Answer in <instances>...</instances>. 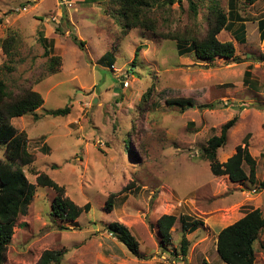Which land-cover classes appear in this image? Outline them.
<instances>
[{"label": "rangeland", "instance_id": "1", "mask_svg": "<svg viewBox=\"0 0 264 264\" xmlns=\"http://www.w3.org/2000/svg\"><path fill=\"white\" fill-rule=\"evenodd\" d=\"M73 1L0 0V78L14 96L33 90L44 99L34 112L11 120L27 133L35 158L22 170L36 188L27 213L14 226L3 264H37L46 249L63 251L58 264H226L216 252L218 232L254 208L264 217L259 186L264 178V42L257 27L264 19V0H234L233 7L230 0H157L151 8L154 30L127 33L118 8L108 0L69 7ZM189 1L196 5L195 14ZM215 3L242 17L244 30H237L240 22L230 14L231 32L217 35L221 42H232L234 58L198 60L186 51L188 44L165 38L203 33ZM71 33L84 41L82 48ZM41 36L60 57L54 72ZM123 76L127 88L120 84ZM176 98L213 108L180 111L167 104ZM65 106L70 107L65 116L48 113ZM235 114L238 119L217 159L226 161L246 140L255 161L253 183L213 175L202 157L207 139L219 135ZM243 168L248 173L246 163ZM38 173L61 186L63 197L89 205L88 211L73 221L51 216L55 191L37 185ZM162 214L202 221L186 233L185 257L179 251L180 223L171 228V241L161 243L156 222ZM115 222L137 241V256L108 229ZM254 246L263 252L264 264V228Z\"/></svg>", "mask_w": 264, "mask_h": 264}, {"label": "trees", "instance_id": "2", "mask_svg": "<svg viewBox=\"0 0 264 264\" xmlns=\"http://www.w3.org/2000/svg\"><path fill=\"white\" fill-rule=\"evenodd\" d=\"M94 0H92L93 2ZM118 8L123 20L122 29L127 33L130 29L140 28L144 30H154L153 14L151 8L157 3V0H108ZM169 4L175 0H163ZM180 1V0H176ZM247 3H253L256 0H245ZM87 3L88 0H83ZM231 6L234 1L230 0ZM196 5L189 1V8L195 14ZM235 10L226 13L216 3L210 5L207 15V28L199 33H183L181 36L170 35L165 37L170 40H177L188 44L186 51H191L194 58L198 60L212 61L216 57L234 58L235 48L232 42H221L217 35L221 30H229L232 26ZM237 14V13H236ZM239 19V16H237ZM258 30L260 39H264V21H258ZM242 31V24L240 25ZM188 36L189 38L184 37ZM71 39L79 47L84 46V41L78 39L74 33L70 34ZM44 45V55L48 57L49 70L55 71L56 66L60 64V57L51 53V42L40 37ZM5 52L10 51L9 41L3 44ZM139 46L134 52V60L138 55ZM185 52V48L182 47ZM248 74V72H245ZM150 89L144 94L143 99H147ZM44 99L42 95L33 90H25L21 94L14 96L6 87L5 82L0 78V144L4 145V158L0 160V264H3L7 247L12 239L14 226L19 216L25 215L29 204L35 194V184L28 181L22 168L33 163L35 155L28 150L27 133L23 130L18 131L11 120L20 117L27 112H34L42 106ZM167 104L176 106L180 111H184L193 106L200 109H212L213 104L207 102H197L194 99H168ZM69 106L51 110L48 113L52 116H65L69 113ZM238 119L237 114L221 127L219 135H213L206 141L202 148V157L209 162L211 173L215 176L227 175L233 182L248 180L255 182V161L251 157L246 147V140L243 146L238 145L236 152L228 157L224 162L217 159V151L226 143L228 131L235 125ZM127 143V140H126ZM128 145V143H127ZM126 147V145H125ZM44 151L48 148L43 147ZM129 154V153H128ZM243 163L249 167L248 173L243 168ZM36 183L41 187H49L55 191V196L50 204V215L61 221H73L83 212H87L89 205L79 206L67 197H63V189L46 173H38ZM261 189H264V178L259 183ZM107 207L110 208L111 200L107 201ZM178 222L181 225L180 253L183 257L187 255L189 242L186 233L202 226V221L192 219L188 215L162 214L157 219V230L162 244L171 241V228ZM264 228V217L259 208L247 211L241 218L222 228L216 237V252L220 259L226 264H254L255 260V242L259 238L260 232ZM110 232L124 244L132 255H138V243L129 233V230L120 223H110L108 225ZM263 248V245H261ZM62 250H44L37 264H58L60 263Z\"/></svg>", "mask_w": 264, "mask_h": 264}, {"label": "crops", "instance_id": "3", "mask_svg": "<svg viewBox=\"0 0 264 264\" xmlns=\"http://www.w3.org/2000/svg\"><path fill=\"white\" fill-rule=\"evenodd\" d=\"M77 1L79 2V3H77ZM95 1L96 0H94L92 3H85V2H83V0H74L73 2H70L69 3V7H73V3H77V4H79V5H82V4H94L95 3ZM234 1V0H233ZM66 2V1H65ZM234 5H235V3H234ZM234 19H237L239 22H240V25L242 24V17L237 13H235L234 15ZM237 16H239V19H238V17ZM263 20L264 21V19L263 18H260L259 20ZM258 20V21H259ZM258 21H257V27H258ZM233 24H234V21L232 22V26H233ZM231 26V27H232ZM231 27H230V29L229 30H226V31H230L231 32ZM237 30H240V26L237 28ZM242 30H244V26L242 25ZM222 31V30H221ZM220 31V32H221ZM259 31V30H258ZM219 32V33H220ZM260 38V37H259ZM236 39H237V37H236ZM239 40V39H238ZM239 43H242V41H238ZM263 42H264V39H263ZM242 216H243V214H242ZM242 216H240V217H238V219L239 218H241ZM237 219V220H238ZM259 253H262V255H260V257L262 258V260H260L261 262H260V264H263V252H256L255 253V260H254V264H256V260H257V258H258V256L257 255H259ZM259 257V258H260ZM258 264V263H257Z\"/></svg>", "mask_w": 264, "mask_h": 264}, {"label": "built area", "instance_id": "4", "mask_svg": "<svg viewBox=\"0 0 264 264\" xmlns=\"http://www.w3.org/2000/svg\"><path fill=\"white\" fill-rule=\"evenodd\" d=\"M120 82H121V86H122L123 88H127L128 84H129V81L126 80V79L124 78V76L120 79ZM253 191H255V190H253Z\"/></svg>", "mask_w": 264, "mask_h": 264}, {"label": "clouds", "instance_id": "5", "mask_svg": "<svg viewBox=\"0 0 264 264\" xmlns=\"http://www.w3.org/2000/svg\"><path fill=\"white\" fill-rule=\"evenodd\" d=\"M121 84V83H120Z\"/></svg>", "mask_w": 264, "mask_h": 264}]
</instances>
